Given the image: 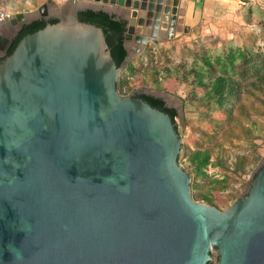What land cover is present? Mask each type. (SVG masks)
<instances>
[{
    "label": "water",
    "instance_id": "95a60500",
    "mask_svg": "<svg viewBox=\"0 0 264 264\" xmlns=\"http://www.w3.org/2000/svg\"><path fill=\"white\" fill-rule=\"evenodd\" d=\"M187 2H47L0 21V264H208L213 252L264 264V157L227 207L198 202L175 121L140 96L176 109L181 129L182 100L119 92L129 61L182 28ZM86 10L125 23L118 66Z\"/></svg>",
    "mask_w": 264,
    "mask_h": 264
},
{
    "label": "trees",
    "instance_id": "16d2710c",
    "mask_svg": "<svg viewBox=\"0 0 264 264\" xmlns=\"http://www.w3.org/2000/svg\"><path fill=\"white\" fill-rule=\"evenodd\" d=\"M240 1L242 5L248 4V0ZM257 15L254 12L247 24L259 26L264 31V19L256 20L259 19ZM78 18L103 30L111 56L118 66L126 56L123 46L125 23L115 21L113 16L103 11L86 10L80 12ZM50 23H56V20H51ZM45 25V21L36 20L23 26L9 45L6 54L12 53L23 36ZM198 61L189 69L184 65L166 68L162 76L166 85L181 83L191 86L192 92L188 100L199 110H206L214 124L215 130L208 136L214 140L212 146L194 149L183 146L180 164L192 175V197L198 202L219 209L220 204L231 200V196L224 197L220 193L225 189L230 171L244 173L248 159L245 156L238 157L233 169V165L228 164L222 155H217L215 160H212L215 150H222L226 139L235 136L234 134L239 136L245 132L252 137L253 130H259L260 122L264 120V36H260L256 44L249 49L232 41L226 42L222 45L220 54L212 58L203 56ZM126 72L119 79V92L122 95L140 87L152 88V84L161 78L160 71L154 67L139 70L133 67L131 62L128 63ZM164 89L170 91L168 87ZM140 98L153 108L168 114L172 121L175 120L177 111L165 107L160 99L145 95ZM251 139L255 140L253 137ZM252 160L258 164L261 157L254 151ZM209 167H218L222 179L212 178L207 172Z\"/></svg>",
    "mask_w": 264,
    "mask_h": 264
},
{
    "label": "rangeland",
    "instance_id": "374dc122",
    "mask_svg": "<svg viewBox=\"0 0 264 264\" xmlns=\"http://www.w3.org/2000/svg\"><path fill=\"white\" fill-rule=\"evenodd\" d=\"M43 1L45 3L50 2L52 4H57L59 8H63L70 0ZM227 4L231 5L232 8H227V11L223 14V19H218V23L214 21V19L213 22H208V25L203 26L197 24L195 27L189 28L186 32H184V26H182L172 39L158 43L149 42L140 54L129 61L133 67L139 70H146L147 68L154 67L156 70L160 71L161 78L158 79L157 83L152 84V88L148 89L167 92L170 94L169 96L182 100L181 107L184 128H180L176 118L174 120L178 133L183 141L182 147L186 146L189 149H194L196 147L209 148L212 146L214 140L209 139L208 136L214 132L215 127L210 120L209 113L206 110H199L188 100V96L192 92L191 86L181 83L171 84L170 86L166 85L162 76L164 69L174 68L180 65H184L185 68L189 69L193 67L195 63L199 62L198 59L200 57L206 56L212 58L220 54L222 45L226 42L232 41L240 47L249 49L256 44L260 36H264L263 28L247 24L248 21L252 19L254 12L258 14L256 17L259 19L256 20L264 19V0H248V4L242 6L236 0H231ZM237 5H240L241 9H236ZM9 10L26 11L24 7H17L13 10L10 8ZM13 12L15 13V11ZM9 14L11 13L9 12ZM240 23L243 25V30L237 28ZM250 26L251 28H246ZM126 73L125 69L121 76ZM165 87L170 88V91L165 90ZM130 93H127V95ZM234 135L235 136L226 139L222 150H215L212 160H215L217 155H222L225 157L228 164L233 165V169L237 158L240 156L247 157L248 162L244 173L234 172V170L230 171V178L226 183L225 189L220 193L223 194L224 197L231 196V200L220 204L219 209H224L234 199L242 195L244 187L249 180V176L253 174L261 161L260 160L258 164L253 162V152L255 151L261 159L264 157V120L260 122L259 130L256 128L253 130L252 137L255 138L254 141L251 139L252 137L245 132L239 136L236 134ZM182 155L179 163L182 160ZM207 172L209 175H212L214 179H222L218 167H209ZM211 262L216 264L214 252L212 253Z\"/></svg>",
    "mask_w": 264,
    "mask_h": 264
},
{
    "label": "crops",
    "instance_id": "0c3cea01",
    "mask_svg": "<svg viewBox=\"0 0 264 264\" xmlns=\"http://www.w3.org/2000/svg\"><path fill=\"white\" fill-rule=\"evenodd\" d=\"M230 1L231 0H188L187 10L185 11L184 16L182 15L179 17L178 22L182 21L180 24H182L184 27L188 26L189 28H193L197 24H201L203 26L208 25V22H213L214 19V21L218 23L220 19H223V14L225 11H227V8H232L231 5L227 4ZM236 1H238L242 6L240 0ZM44 4L45 2L43 0H0V9L5 11L7 13V17H9L35 12L39 10ZM53 6L58 7L57 4H53ZM241 6L237 5L236 9H241ZM17 7H24L26 11L13 10ZM10 8L11 10L15 11V13L10 11ZM9 12L11 14H9ZM242 27L243 25L240 23L237 28L243 30L244 28ZM246 28H251V26Z\"/></svg>",
    "mask_w": 264,
    "mask_h": 264
},
{
    "label": "built area",
    "instance_id": "2783aa9c",
    "mask_svg": "<svg viewBox=\"0 0 264 264\" xmlns=\"http://www.w3.org/2000/svg\"><path fill=\"white\" fill-rule=\"evenodd\" d=\"M7 17V13L3 10H0V21L4 20Z\"/></svg>",
    "mask_w": 264,
    "mask_h": 264
},
{
    "label": "flooded vegetation",
    "instance_id": "af4514ba",
    "mask_svg": "<svg viewBox=\"0 0 264 264\" xmlns=\"http://www.w3.org/2000/svg\"><path fill=\"white\" fill-rule=\"evenodd\" d=\"M51 20H52V19H50V21H51ZM175 110H176V109H175ZM176 111H177V110H176ZM176 117H177V116H176ZM176 117H175V118H176ZM177 130H178V129H177Z\"/></svg>",
    "mask_w": 264,
    "mask_h": 264
}]
</instances>
